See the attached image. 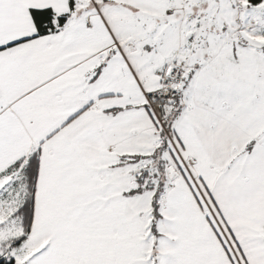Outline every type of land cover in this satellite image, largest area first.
<instances>
[{
	"label": "snow or ice",
	"instance_id": "6c2138e0",
	"mask_svg": "<svg viewBox=\"0 0 264 264\" xmlns=\"http://www.w3.org/2000/svg\"><path fill=\"white\" fill-rule=\"evenodd\" d=\"M0 264H264V0H0Z\"/></svg>",
	"mask_w": 264,
	"mask_h": 264
}]
</instances>
